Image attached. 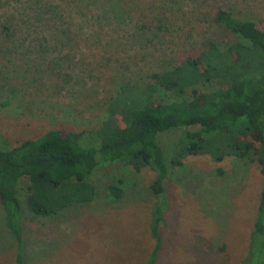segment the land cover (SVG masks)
Masks as SVG:
<instances>
[{
    "label": "rangeland",
    "instance_id": "374dc122",
    "mask_svg": "<svg viewBox=\"0 0 264 264\" xmlns=\"http://www.w3.org/2000/svg\"><path fill=\"white\" fill-rule=\"evenodd\" d=\"M218 9L264 20V0H0V147L51 128H96L120 89L144 86L151 73L199 57L209 41H235L215 20ZM8 17L9 33L2 26ZM185 130L159 134L165 154ZM152 177L148 168L101 165L92 175L96 197L50 216L30 212L19 189L24 264H146L155 244ZM119 179L124 194L109 200L106 187ZM261 184L254 159L185 156L165 182L168 205L153 264H241ZM0 264H15L1 211Z\"/></svg>",
    "mask_w": 264,
    "mask_h": 264
},
{
    "label": "trees",
    "instance_id": "16d2710c",
    "mask_svg": "<svg viewBox=\"0 0 264 264\" xmlns=\"http://www.w3.org/2000/svg\"><path fill=\"white\" fill-rule=\"evenodd\" d=\"M215 20L235 41L226 46L209 41L199 57L151 73L152 82L144 86L120 89L98 127L51 128L15 146L0 147V211L14 238L15 264H24L19 189L30 212L54 215L96 197L94 171L117 162L134 172L146 168L153 172L148 189L155 244L146 263L153 264L168 205L165 182L185 156L200 154L217 162L225 156L257 161L262 184L241 264H264V20L239 19L226 9H218ZM2 26L9 33L12 19ZM199 83L213 84L214 89L200 92L195 88ZM188 88L192 94L187 98ZM191 126L198 128L188 130ZM172 129L186 130L165 154L158 136ZM121 185L122 179L108 184L109 200L122 198Z\"/></svg>",
    "mask_w": 264,
    "mask_h": 264
}]
</instances>
